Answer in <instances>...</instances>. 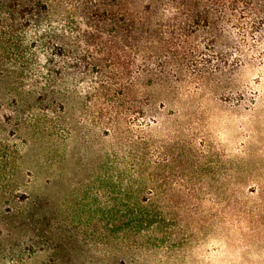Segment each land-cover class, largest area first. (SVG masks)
Wrapping results in <instances>:
<instances>
[{
	"label": "trees",
	"instance_id": "trees-1",
	"mask_svg": "<svg viewBox=\"0 0 264 264\" xmlns=\"http://www.w3.org/2000/svg\"><path fill=\"white\" fill-rule=\"evenodd\" d=\"M248 65L264 67V0H0L3 195L28 186V138L55 155L95 143L104 220L144 248L177 210L159 184L166 159L148 156L152 128Z\"/></svg>",
	"mask_w": 264,
	"mask_h": 264
},
{
	"label": "rangeland",
	"instance_id": "rangeland-1",
	"mask_svg": "<svg viewBox=\"0 0 264 264\" xmlns=\"http://www.w3.org/2000/svg\"><path fill=\"white\" fill-rule=\"evenodd\" d=\"M176 110L150 133L148 156L166 159L159 184L177 205L150 243L133 249L104 220L95 143L62 141L55 155L28 138L19 197L3 195L0 165V264H264V67H241L233 89Z\"/></svg>",
	"mask_w": 264,
	"mask_h": 264
}]
</instances>
